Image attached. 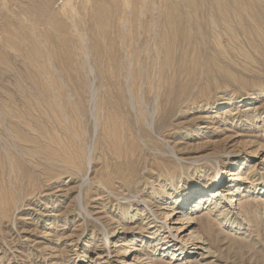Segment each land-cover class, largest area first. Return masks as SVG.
Wrapping results in <instances>:
<instances>
[{"label":"rangeland","instance_id":"rangeland-1","mask_svg":"<svg viewBox=\"0 0 264 264\" xmlns=\"http://www.w3.org/2000/svg\"><path fill=\"white\" fill-rule=\"evenodd\" d=\"M263 180L264 0H0V264H264Z\"/></svg>","mask_w":264,"mask_h":264},{"label":"bare ground","instance_id":"bare-ground-1","mask_svg":"<svg viewBox=\"0 0 264 264\" xmlns=\"http://www.w3.org/2000/svg\"><path fill=\"white\" fill-rule=\"evenodd\" d=\"M242 154V153H241ZM224 175H225V177H224ZM237 176V174L236 173H233V172H229L228 174H226L225 173V171L224 170H222V171H220L219 173H217V175L216 176H218V177H220L221 178V180H220V184H216V180L215 181H212V183L209 185V186H207L206 188H204L205 190L207 189V190H209V192H208V194L204 197H200L198 200H197V202L195 201V206H194V208H193V210L196 212L198 209H202V207H204L205 205L207 206V208L208 207H212L213 206V204H215V202L213 201V198L216 196V194L215 195H212L211 193H210V189H217L218 187H220L221 186V184L224 182V179H226V176ZM240 176V175H239ZM222 177H224L223 178V180H222ZM246 180H247V178H245ZM234 180V179H233ZM235 181V180H234ZM264 181V180H263ZM136 185V184H135ZM129 186V185H128ZM227 195H229V199L227 200V202H225V204H227L228 205V207L230 206V207H232V206H234V205H236V202H237V199L235 198V196L233 195V193L231 192V193H229V194H227ZM195 196H196V193H195ZM175 202V201H174ZM217 205V204H216ZM216 205H214V207H216ZM205 206V207H206ZM201 207V208H200ZM213 207V208H214ZM218 207V206H217ZM246 207V206H245ZM177 208V207H176ZM211 209V208H210ZM192 210V211H193ZM213 210V209H212ZM187 215V214H186ZM210 214H206V215H204V216H202V217H200L199 218V223H198V226L201 228V229H203V230H206V232L208 231L207 230V228H210L211 226H212V224H214V222H212L211 220H210ZM212 217V216H211ZM226 217V216H225ZM227 219V218H226ZM189 220V219H188ZM215 221V220H214ZM203 222H205L204 224H203ZM215 222H217V221H215ZM188 223H190V222H188ZM192 223V222H191ZM187 224V223H186ZM218 224V223H217ZM221 230V229H220ZM222 231V230H221ZM191 236V235H190ZM194 238V237H193ZM195 241V240H194ZM216 241H218L217 239H216ZM171 243V242H170ZM199 242L196 240L195 242H193L192 243V245L191 246H196L197 244H198ZM201 243V242H200ZM170 248V246L169 245H166V246H164V249H163V251L165 250H168ZM199 250V249H198ZM197 251V250H196ZM196 251H194L193 252V249H189V250H187L185 253H182L181 255H183L182 256V259L183 258H186L187 257V255H190V254H192V255H195V253H196ZM174 256H175V254H172V257H171V259L172 258H174ZM180 257V255H178L177 256V258H179ZM193 257V256H192ZM188 259V258H187Z\"/></svg>","mask_w":264,"mask_h":264}]
</instances>
